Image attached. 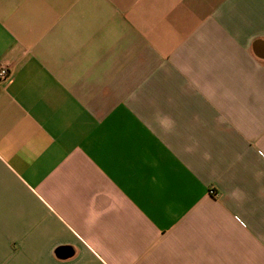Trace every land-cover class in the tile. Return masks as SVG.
<instances>
[{
	"label": "crops",
	"instance_id": "0c3cea01",
	"mask_svg": "<svg viewBox=\"0 0 264 264\" xmlns=\"http://www.w3.org/2000/svg\"><path fill=\"white\" fill-rule=\"evenodd\" d=\"M0 66V264H264V0H0Z\"/></svg>",
	"mask_w": 264,
	"mask_h": 264
},
{
	"label": "built area",
	"instance_id": "2783aa9c",
	"mask_svg": "<svg viewBox=\"0 0 264 264\" xmlns=\"http://www.w3.org/2000/svg\"><path fill=\"white\" fill-rule=\"evenodd\" d=\"M7 75H8V71H7L6 67L0 66V79L6 78Z\"/></svg>",
	"mask_w": 264,
	"mask_h": 264
}]
</instances>
